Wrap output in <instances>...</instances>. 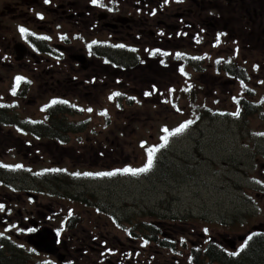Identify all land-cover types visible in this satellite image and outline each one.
Here are the masks:
<instances>
[{"label": "flooded vegetation", "instance_id": "obj_1", "mask_svg": "<svg viewBox=\"0 0 264 264\" xmlns=\"http://www.w3.org/2000/svg\"><path fill=\"white\" fill-rule=\"evenodd\" d=\"M188 5L196 7V1L97 0L94 4L93 0H0V137L4 138L0 143V188L20 198L15 212L13 203L7 206V195L0 192V264H252L255 256L256 262L264 260V220L253 226L246 223L245 229H249L237 244L217 232L226 217L215 226L217 222L206 215L196 220L186 210L164 213L162 221V212L151 220L144 214L137 223L119 222L112 213L111 223L121 229L127 240V248L120 249L118 246L124 243L115 242L122 239L117 235L110 238L107 234L111 231L102 229L99 219L85 223L82 215L74 213L71 204L89 199L84 192L75 191L78 184L73 178L66 182L55 167L44 166L39 172L30 164L34 154L40 156L28 150L35 142L59 141L66 145L62 137L68 141L70 133L79 132L74 127L81 124L68 122L66 115L75 107H71L66 95L41 101L37 94L43 83L59 93L77 81L93 84L99 77L128 76L143 68L155 75L177 68L178 75L190 79L194 72L198 75L210 69L211 46L206 36L209 24L198 28L204 21L191 20L186 14ZM240 7H246L247 24L242 27L252 30L246 39L259 45L264 39V0H235V8L242 15ZM176 9L182 11L169 22V13ZM21 27L27 29V34H21ZM193 27L197 31L190 34ZM185 38L191 43L180 44L179 39L182 43ZM243 55L240 46L234 58H217L214 71L227 76V83L241 82L238 62ZM246 59L253 57L243 58ZM150 74L138 77L144 78L149 88L158 87L157 79ZM17 77L23 78L19 85ZM114 85L111 83L107 92L111 93ZM191 86L194 93L196 88ZM116 93L126 98L116 90L112 91L113 98ZM237 105L240 108V103ZM67 124L74 129L56 132ZM22 142L26 150L21 148ZM53 151L48 144L44 148L51 159ZM56 180L60 182L55 184ZM63 184L70 188L69 192ZM36 196H45L49 202L26 214L22 201L34 205ZM147 251L149 260L144 253ZM251 251L256 255L250 256Z\"/></svg>", "mask_w": 264, "mask_h": 264}, {"label": "rangeland", "instance_id": "obj_2", "mask_svg": "<svg viewBox=\"0 0 264 264\" xmlns=\"http://www.w3.org/2000/svg\"><path fill=\"white\" fill-rule=\"evenodd\" d=\"M195 1L196 7L188 5L186 14H190L193 21H204L198 28L209 24L206 36L210 38L211 67L203 74L194 72L190 79L178 75L177 68H167L166 72H158L157 75L149 68H143L128 76L99 77L93 84L77 81V84L67 87L66 92L58 93L46 88L43 83L37 94L41 96V101L51 96L66 95L72 103L71 107H75L71 114L66 115L68 122L81 124L74 127L79 132L68 135L66 145H61L59 141L35 142L28 150L37 151L40 156L34 154L32 162L29 158L28 162L35 165L39 172L44 166L55 167L62 175L61 180L66 182L73 178L78 184L75 191L84 192L89 199H81L82 204H71L74 213L82 215L85 223L89 219H99L101 228L111 231L107 234L110 238L117 235L122 239L115 242L116 245L127 240L121 229L111 223L112 213L124 223L140 222L144 214L151 220L160 212L163 213L162 221L166 217L164 213L185 210L193 213L196 220L199 215H206L217 222L213 223L215 226L226 217L223 219L226 223L217 232L237 244L240 243L239 237L249 229H245L246 223L253 226L264 220V39L259 45L248 43L246 38L252 30L242 27L247 24L244 19L246 7H240L243 14L239 15L235 0ZM181 11H171L169 22L175 21L174 17ZM195 31L197 29L193 27L189 33L194 34ZM251 38L248 36V39ZM182 40L181 43L179 39L182 45L191 43L186 38ZM240 46L241 53L244 51L246 55L241 59L238 57L241 82L227 83V76L214 71L213 66H217V58L227 61L234 58V51ZM244 57L253 59L243 60ZM143 74L156 78L158 87L149 88V83L138 77ZM58 79L63 81V78ZM111 83L115 84L112 91L126 94L122 103L119 102V95L113 98L112 91L107 92L111 90ZM177 84L183 87L177 91L179 102L174 109L163 99V94ZM192 84L196 88L195 93L200 92L198 97L192 99L181 95L190 91L189 86H184ZM248 89L249 92H246ZM146 93L149 95L146 96ZM240 100L244 105L246 102L258 104L247 122L241 123L244 116L238 113ZM197 103H205L212 108V117L198 121L195 128H190L188 123L184 131L169 135L186 124L184 120L200 116L194 107ZM74 128L67 124L56 132ZM164 129L169 131L166 133ZM165 136L168 137L167 144H164ZM3 141L4 138L0 137V143ZM47 144L55 150L52 159L44 152ZM20 145L26 150L25 142ZM153 148L158 151L149 171L136 175L124 171L145 167L148 151ZM99 153L103 157H99ZM21 175L25 177L23 173ZM59 182L56 180L55 184ZM63 187L69 192L67 185L63 184ZM0 192L7 195L4 201L7 206L13 203L16 212L19 196H13L3 187ZM36 198V203L30 206L27 200L22 201L26 214L41 209L45 205L43 203L49 202L45 196ZM128 225L133 226L131 223ZM196 229L197 232L200 230L199 227ZM122 247L127 248L125 243L118 246ZM144 253L149 260V251Z\"/></svg>", "mask_w": 264, "mask_h": 264}, {"label": "snow or ice", "instance_id": "obj_3", "mask_svg": "<svg viewBox=\"0 0 264 264\" xmlns=\"http://www.w3.org/2000/svg\"><path fill=\"white\" fill-rule=\"evenodd\" d=\"M45 2L47 3V2H49V0H45ZM178 2H182V0H178ZM93 3H94V4L97 3V0H93ZM40 18L42 19L43 17H40ZM19 31L21 32L22 35L27 34V29L24 28V27H21V28L19 29ZM181 71H183V70H181ZM22 79H23L22 77H17V78H16V83H17V85H19V83H20V81H21ZM115 95H119V93H116ZM53 103H56V101H53ZM64 103H66V101H65ZM88 111L91 112L92 109H88ZM237 114H238V113H237ZM188 123L190 124L191 121H189ZM187 126H188V124L181 125V127L177 128V129L175 130V132H171V133H169V135H176V134H178V133L184 131L185 128H186ZM164 131L167 133L169 130H168V129H164ZM163 139H164V144H167V142H168V137L165 136ZM162 146H163V145H162ZM156 151H158V149H155V148L150 149V150L148 151L147 164H146L145 167L140 168V169H135V170L129 168V169H125L124 171H125V172H128V173H131L132 175H136L137 173H142V172H147V171H149V170L152 168V166H153V163H154V157H155V153H156ZM112 174H113V173H103L102 175H112ZM86 175H87V174H86ZM2 208H3V206L0 205V210H2ZM236 254H238V253H236Z\"/></svg>", "mask_w": 264, "mask_h": 264}, {"label": "trees", "instance_id": "obj_4", "mask_svg": "<svg viewBox=\"0 0 264 264\" xmlns=\"http://www.w3.org/2000/svg\"><path fill=\"white\" fill-rule=\"evenodd\" d=\"M163 95L165 96L163 99L167 102L171 103V102L176 101L174 99L175 94L168 92V93H164ZM190 96L191 97L194 96V98H196L198 95L196 93L190 92ZM254 108H255V106L251 107V106L246 105L242 109V111L244 113V118H243L244 120H247L249 116L253 115V112H255ZM196 109L198 110L200 116L197 119H195L193 122L191 121V123L189 124V126H191V128H195L199 124L198 121H202L207 115L210 118L212 117V114L209 112V110L207 108L202 107L201 105H196ZM55 118H56V115L53 116V119H55ZM64 138L65 137H62V141H67ZM252 255H256V254H254V252L251 251L250 256H252ZM254 260H255V262H252V264H264V260L261 262L260 261L256 262V256H255Z\"/></svg>", "mask_w": 264, "mask_h": 264}]
</instances>
